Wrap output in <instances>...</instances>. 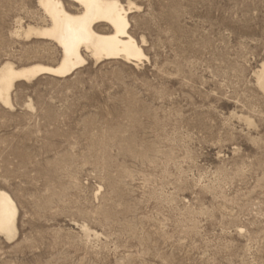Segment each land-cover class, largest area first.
Returning a JSON list of instances; mask_svg holds the SVG:
<instances>
[{"label": "rangeland", "instance_id": "1", "mask_svg": "<svg viewBox=\"0 0 264 264\" xmlns=\"http://www.w3.org/2000/svg\"><path fill=\"white\" fill-rule=\"evenodd\" d=\"M128 1L146 59L0 102V264H264V0ZM39 9L0 0V65L53 62L14 34Z\"/></svg>", "mask_w": 264, "mask_h": 264}, {"label": "bare ground", "instance_id": "2", "mask_svg": "<svg viewBox=\"0 0 264 264\" xmlns=\"http://www.w3.org/2000/svg\"><path fill=\"white\" fill-rule=\"evenodd\" d=\"M39 10L24 26L18 20L14 34L34 42V55L53 56V62L35 61L0 65V102L12 107L11 95L17 83L41 77L66 79L88 64L121 60L134 64L146 59L142 46L131 34L130 14L140 9L125 0H37ZM31 15V14H30ZM24 20V19H23ZM17 22V21H16ZM27 24V23H25ZM12 33V32H11ZM18 40V39H17ZM144 41V40H143ZM264 92V66L258 74ZM18 207L13 198L0 191V235L17 236Z\"/></svg>", "mask_w": 264, "mask_h": 264}]
</instances>
